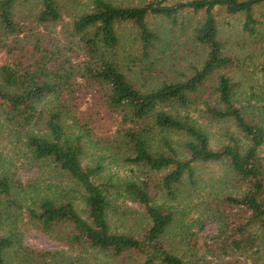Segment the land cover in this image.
<instances>
[{
  "label": "trees",
  "instance_id": "1",
  "mask_svg": "<svg viewBox=\"0 0 264 264\" xmlns=\"http://www.w3.org/2000/svg\"><path fill=\"white\" fill-rule=\"evenodd\" d=\"M262 2L194 0L156 9L152 3L122 8L93 0V10L72 23V35L78 37L82 46L78 74L86 86L101 89L103 105L109 114L120 118L122 127L113 141L103 144L107 150L101 147L88 165H83V159L93 137L91 128L78 117L74 66L67 60L60 61L55 52L42 50L39 41L33 44L34 52L42 51L39 58L23 62L17 57L14 62L0 64V128H9L11 136L24 148L29 163L52 165L69 179L79 189L73 192H77L81 202L79 210L74 196L64 190L23 185L3 171L4 162L0 161V264H39L47 257H58L59 252H35L23 246L24 221L41 233L55 235L76 252L73 256H60L53 264H97L96 260L103 256L118 259L116 264H191L167 243L168 231L175 224L180 225L179 241L191 253L199 251L201 255L218 257L222 259L220 264H245L246 257L251 264H264L263 126L248 119L234 105L235 84L225 75L215 80L218 105L207 104L204 112L209 120L232 121L238 131L236 135L227 132L219 148L210 147L206 132L188 115L179 117L167 111L189 106V96L214 73L237 63L223 54L214 8L226 6L230 13H241L243 30L254 36L258 22L252 9ZM19 3L20 0H0V34L4 38L20 34L21 29L13 22V10ZM37 5L39 24L59 20L56 0H38ZM187 7L205 13L203 23L193 32L194 42L205 50L201 68L183 82L169 81L153 90L138 88L117 60V26H133L140 54L148 59L160 37L148 26L146 16L158 13L175 22L176 14ZM155 129L183 135L182 148L187 156L180 157L168 141L167 152L153 153ZM109 157L146 170L148 178L136 179L132 170L131 178L122 181L112 176L98 178L112 162ZM221 161L231 168L235 183L243 190L241 195L215 196L205 203L204 218L184 222L187 210L179 209L176 203L186 181L194 186L195 165ZM151 187L161 191L164 203H154ZM120 200L142 207L146 227L141 234L111 231L108 218L120 211ZM207 218L218 224L213 235L203 231ZM60 227L67 229L59 231ZM244 254L241 262L239 257Z\"/></svg>",
  "mask_w": 264,
  "mask_h": 264
},
{
  "label": "rangeland",
  "instance_id": "2",
  "mask_svg": "<svg viewBox=\"0 0 264 264\" xmlns=\"http://www.w3.org/2000/svg\"><path fill=\"white\" fill-rule=\"evenodd\" d=\"M115 7H140L152 3L156 9L172 8L179 4H187L194 0H104ZM243 0H238V2ZM60 18L54 23L39 24L36 15L39 10L38 0H20L14 7L13 22L21 29L20 34L4 38L0 34V64L11 63L17 57L23 62L39 58L42 51L33 50V44L39 41L42 50L55 52L61 60H67L74 66L75 82L78 86L75 92L77 97L78 117L83 124H87L92 130L93 142L87 145L83 165H88L100 148L107 150L103 145L105 142L113 141L116 131L121 129L120 118L108 113L103 105L102 91L95 85L86 86L83 78L79 76L77 67L82 60V46L78 37L72 35V23L80 15L93 10V0H56ZM253 16L258 22L255 34L251 36L243 30L244 18L241 13H230L226 6H217L213 10V17L218 29V39L222 43L223 54L234 58L237 63L230 69L220 70L214 73L209 80L194 94L189 96L190 105L183 108L180 106L167 109L170 114L179 117L188 115L195 120L209 137V145L217 149L224 142L225 134H238L232 121H213L206 118L204 112L206 105L217 106V93L215 92V80L219 75L231 78L235 84L234 105L248 119L258 121L264 128V2L252 9ZM175 22L167 19L161 14L149 13L146 16L148 26L155 31L160 40L150 58L144 59L138 48L135 29L131 24L123 23L117 26L119 45L116 50L117 60L124 74L142 90H153L166 82H183L189 79L195 70L201 68L205 50L193 40V32L205 19L203 11L194 12L190 7L184 8L176 14ZM29 58H31L29 60ZM28 59V60H27ZM152 152H167L165 141L180 153V157H186L182 148L185 140L183 135L155 129L152 133ZM17 139L11 136L7 127L0 128V161L3 171L11 177L19 179L23 185L36 184L40 187L50 186L59 188L74 196V201L79 210L81 202L77 192L79 190L73 183L61 175L54 167L40 166L29 163L24 157V148ZM115 144H111V147ZM103 152V151H102ZM264 163V145L261 150ZM112 162L98 178L112 176L120 181L131 178L145 180L149 172L136 166L126 165L123 160ZM11 164L9 171H6ZM132 170V174H130ZM151 178H155L150 175ZM195 184L191 186L186 181L180 201L176 203L179 209L187 210L190 219L204 214L205 203L217 196L234 195L242 193L234 181L231 168L225 161L198 163L195 165ZM159 179V178H158ZM104 181V179L99 180ZM153 182V181H152ZM150 193L154 203H164L160 190L151 187ZM120 209L117 214L108 218L111 231L120 233H134L139 235L146 227V220L142 215V207L130 201L120 200L117 203ZM24 221L21 224L22 244L28 249L42 253H58L56 259L47 257L39 264H53L54 260H60V256L69 257L76 254L63 241L55 235L50 236L38 231L33 225ZM25 223V224H24ZM180 225L175 224L166 237L167 243L175 251L191 264H220L218 257L210 254L201 255V252L191 253L184 248L177 237ZM216 221L205 220L203 231L213 235L217 231ZM67 228L60 227L59 231ZM264 248V244H262ZM62 253V254H61ZM202 258V259H200ZM241 262L245 260L240 255ZM245 264H251L248 257ZM228 259V258H226ZM118 260V259H117ZM117 260L111 257L97 259V264H116ZM206 262V263H202ZM120 263V262H119ZM130 264L128 261L127 264ZM126 264V263H125Z\"/></svg>",
  "mask_w": 264,
  "mask_h": 264
}]
</instances>
